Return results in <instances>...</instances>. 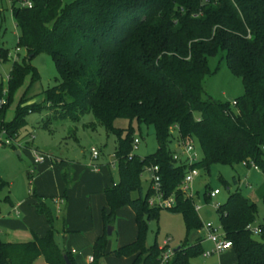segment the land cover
Segmentation results:
<instances>
[{
  "label": "trees",
  "instance_id": "1",
  "mask_svg": "<svg viewBox=\"0 0 264 264\" xmlns=\"http://www.w3.org/2000/svg\"><path fill=\"white\" fill-rule=\"evenodd\" d=\"M10 8L17 28L14 46L25 53L21 62L11 60L5 84L0 81V128L11 134L23 125L30 108L20 104L22 95L11 118L4 120V115L26 75L22 94L37 80L30 60L44 52L57 75L42 90L43 101L59 106L58 115L72 120L89 112L115 135L118 179L103 189L108 211L101 212L104 229L92 242L93 260L88 264H99L105 253V226L124 204L134 213L136 234L111 251L131 256L129 264H159L158 246L145 245L147 221L156 218L161 207L148 205V185L141 192L144 164L159 166L163 193L174 198L167 209L181 214L185 231L200 226L193 196L177 187L185 164L171 158L174 132L198 145L200 156L193 163L197 168L253 162L264 177V0H31L30 6L12 1ZM218 50L228 70L240 79L242 90L233 105L227 99L202 96L207 59ZM6 51L0 45V60L6 59ZM117 117L127 118V126H114ZM132 119L152 127L153 151L129 154ZM7 185L0 174V201L8 199L7 193L1 195ZM208 190L204 197H209ZM255 193L264 204V180ZM34 205L49 228L28 241L0 240V264H30L38 255L50 264H64L63 253L77 264L53 239L49 207L39 196ZM215 210L235 264H264V225L253 223L255 202L235 188ZM252 226L259 231L253 232ZM201 250L200 240L183 242L166 262L189 264L188 258Z\"/></svg>",
  "mask_w": 264,
  "mask_h": 264
},
{
  "label": "rangeland",
  "instance_id": "2",
  "mask_svg": "<svg viewBox=\"0 0 264 264\" xmlns=\"http://www.w3.org/2000/svg\"><path fill=\"white\" fill-rule=\"evenodd\" d=\"M17 28L11 15L10 1L0 0V45L6 47V59L0 60V81L5 84L6 76L11 68V60L21 62L25 53L23 47L15 49ZM223 51L218 50L214 55L207 59L209 72L202 79V96L210 95L217 99L230 100L241 93V83L238 76L232 74L226 67L223 60ZM30 63L38 71V78L28 89L23 92L28 82L26 75L24 82L15 90L12 101L7 107L4 120H9L13 108L19 96L22 95L21 105H26L30 111L24 115V123L11 134L4 128H0V137L3 136L7 143L0 145V174L7 181V188L1 192L4 193H22L26 192L29 186V174L33 169L32 149L60 155L62 158L71 159L77 162H85L90 157V147L94 146L98 150L97 160H113L111 167L113 177H118L116 161L113 158V149L115 144V135L103 129L102 125L96 121L91 113H84L78 120H72L68 117L58 115L60 107L54 108L48 105L42 99V90L54 82L57 75L53 62L48 54L44 52L37 53ZM12 116V115H11ZM46 119L47 126H43ZM128 119L117 117L113 125L125 127ZM130 125L133 127L134 136L138 137L136 148L133 149L138 155H145L153 151L156 147V140L150 125L143 123L137 124L132 119ZM3 131V132H2ZM176 132L173 133L169 142V147L174 148L176 142ZM194 150L200 156V149L196 142H193ZM35 148V149H36ZM18 150V153H16ZM183 156L178 155L177 163H182ZM234 175L235 181L232 180ZM264 177L259 169H254L251 165L238 162L233 166L221 163H212L207 170L198 167L197 174L193 177L190 187L193 193L196 211L201 221L199 227L185 231L181 214L178 211L161 207L158 210L156 218L147 221L145 233V245L155 242L157 246L161 245L164 237H169V247L174 248L179 244L192 243L200 240L201 252L188 258L189 264H218V252H211L203 256L202 251L212 248V243L206 238L204 226L210 224L216 228V233H222L219 226L217 212L214 202L221 203L225 200L228 191L235 188L248 196L256 204L255 225H264V204L255 193ZM117 181V180H116ZM147 174L141 173L140 187L141 192H145L147 187ZM178 187V185H177ZM218 188L219 192L215 196L204 197L205 189ZM9 189V191H8ZM136 195V191L131 193ZM4 206L3 200H1ZM203 225V228H202ZM115 232L110 234L114 237ZM256 236V235H254ZM226 255L230 250H225ZM103 258L101 257L99 263ZM167 261V260H166ZM166 261H160L159 264H167ZM121 261L114 264H120Z\"/></svg>",
  "mask_w": 264,
  "mask_h": 264
},
{
  "label": "crops",
  "instance_id": "3",
  "mask_svg": "<svg viewBox=\"0 0 264 264\" xmlns=\"http://www.w3.org/2000/svg\"><path fill=\"white\" fill-rule=\"evenodd\" d=\"M39 151L45 153L46 157L40 162H32L30 188L22 193L8 192V199L3 200L4 206L0 202V240L23 242L31 240L34 235L45 233L49 224L44 214L38 212L34 205L36 196H39L51 211L55 243L68 252L73 262L88 264L90 262L87 257L92 255V242L104 229L101 212L108 211L103 189L118 179H114L111 170L113 160H97L98 155L95 158L90 155L85 162H75L60 155ZM53 198H57V202ZM108 224L112 226L110 234L115 232V236L112 238L106 234L105 253L99 264L119 261L120 264H129L131 256L116 255L111 249L134 239L136 224L132 209L126 204L118 206L114 210L112 222ZM228 249L230 254L227 257L224 251ZM218 253V264H235L231 248ZM30 264L50 263L38 255Z\"/></svg>",
  "mask_w": 264,
  "mask_h": 264
},
{
  "label": "built area",
  "instance_id": "4",
  "mask_svg": "<svg viewBox=\"0 0 264 264\" xmlns=\"http://www.w3.org/2000/svg\"><path fill=\"white\" fill-rule=\"evenodd\" d=\"M10 2L14 1L15 3L22 5V6H30L31 0H9ZM15 49H18L17 46H14ZM8 76V75H7ZM6 76V78H7ZM235 103L234 99L230 100V104L233 105ZM3 132V131H2ZM7 143V140L1 136L0 137V145L2 143ZM138 142V137L133 136L131 142V150L130 153L133 152V149L136 148V144ZM171 150V158L174 163L178 159V155L181 153L183 158L180 160L182 163L185 164V168L183 171V175L178 183V188L182 190V192L187 196H193L191 191L190 183L193 177L197 174V167L193 164L195 161L198 160L199 156L198 153L194 150V144L192 140H182L181 137L176 135V142L174 143V148H170ZM90 155L92 158H95L98 155V150L91 146ZM46 157L45 153L40 152L39 150L33 148L32 149V162L37 163L42 161ZM242 163L246 164L245 161H241ZM254 169H258L257 165L253 162H250ZM141 173L147 174L148 180V187L150 188V193L147 196V203L150 206H158V207H171L174 204L173 194H166L164 195L161 181H160V174H159V166L156 163H149L144 164ZM218 188H212L207 191L208 196H214L218 192ZM54 202H57V198H53ZM213 205L215 208L217 207L218 203L214 202ZM194 206L196 208V204L194 202ZM203 228V225H202ZM251 229L253 232H258V226H252ZM204 230L206 231V238L211 241L212 248L209 250L202 251V255H208L211 252H218L223 249L230 248L231 242L229 239L223 237V233H216V228L212 227L209 223L204 226ZM159 248V260L166 261L170 255L172 254L173 249L169 247V237H164L161 241V245L158 246ZM93 260V256L90 254L87 257V261L91 262Z\"/></svg>",
  "mask_w": 264,
  "mask_h": 264
},
{
  "label": "water",
  "instance_id": "5",
  "mask_svg": "<svg viewBox=\"0 0 264 264\" xmlns=\"http://www.w3.org/2000/svg\"><path fill=\"white\" fill-rule=\"evenodd\" d=\"M16 152H18V150H16ZM111 228H112L111 224H106V226H105L106 234H110ZM177 247L178 246H176L175 248H177ZM62 257H63V260H64V264H71V262L68 260V258H67L65 253H63Z\"/></svg>",
  "mask_w": 264,
  "mask_h": 264
}]
</instances>
